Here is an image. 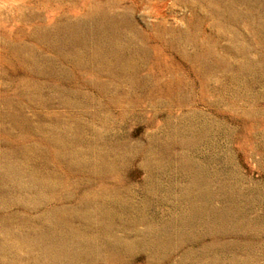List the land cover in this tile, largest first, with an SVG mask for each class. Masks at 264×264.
I'll return each instance as SVG.
<instances>
[{"label":"rangeland","instance_id":"rangeland-1","mask_svg":"<svg viewBox=\"0 0 264 264\" xmlns=\"http://www.w3.org/2000/svg\"><path fill=\"white\" fill-rule=\"evenodd\" d=\"M0 264H264V0H0Z\"/></svg>","mask_w":264,"mask_h":264}]
</instances>
